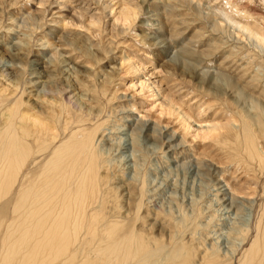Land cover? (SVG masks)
Listing matches in <instances>:
<instances>
[{"label":"rangeland","instance_id":"obj_1","mask_svg":"<svg viewBox=\"0 0 264 264\" xmlns=\"http://www.w3.org/2000/svg\"><path fill=\"white\" fill-rule=\"evenodd\" d=\"M0 69V137L17 111L50 129L17 126L23 162L0 144V264H237L255 241L264 264V0H0Z\"/></svg>","mask_w":264,"mask_h":264},{"label":"bare ground","instance_id":"obj_2","mask_svg":"<svg viewBox=\"0 0 264 264\" xmlns=\"http://www.w3.org/2000/svg\"><path fill=\"white\" fill-rule=\"evenodd\" d=\"M42 1V0H41ZM44 2V1H43ZM57 3H59V2H57ZM126 6V5H125ZM60 7V10H62L61 8H71L70 6H69V1L68 2H66L64 5H61V6H59ZM123 8H125V7H123ZM69 10V9H68ZM126 10H127V8H126ZM128 10H129V8H128ZM127 10V11H128ZM86 11V10H85ZM85 11H80V12H74L73 11V14L71 15V19L68 21L69 23H70V25H73V26H76V27H78V28H83V29H86L87 30V28H86V21H85V19H86V15H88L87 14V11H86V13H85ZM124 11V10H123ZM125 11L126 12V15H125V17H124V14H125V12H124V14H123V17H121L120 16V20H119V22L121 21L122 23H123V25H126V23H127V21L129 20V18H131V16H130V14L128 13V12H130V11ZM133 11H134V9H133ZM56 12V11H55ZM70 12V11H69ZM37 13V12H36ZM136 14V13H135ZM31 15H33V14H31ZM34 15H36V14H34ZM70 15V14H69ZM64 16V15H63ZM67 16V15H66ZM86 16V17H85ZM221 16V15H220ZM224 16H225V19H226V23H230L231 25H234L235 27H237V29L239 28V29H241V30H245L246 31V34H247V36H249V37H255V38H257V39H261V37L263 38V36L260 34H258V33H256V32H254L253 31V29L252 28H250L249 26L247 27V26H243V25H241V24H239V23H237L236 21H234V19L232 20L231 19V16L230 15H228L227 13H224ZM33 17V16H32ZM38 17V16H37ZM68 17V16H67ZM67 17H65V18H67ZM34 18V17H33ZM64 18V17H63ZM69 18V17H68ZM67 18V19H68ZM134 18H136V17H134ZM154 18V17H153ZM60 20H61V17L59 18ZM33 20V19H32ZM87 20V19H86ZM35 21H37V18H36V20ZM34 21V22H35ZM65 21L66 20H63V21H58V23L59 24H63V23H65ZM222 21H224V18L222 19ZM17 22V21H16ZM145 22V21H144ZM116 23H118V22H115V24ZM122 23H120V24H122ZM147 23H148V21H147ZM152 24V23H151ZM87 26H88V24H87ZM151 26V25H150ZM89 29V28H88ZM244 31V32H245ZM243 34H245V33H243ZM161 35V34H160ZM162 36V35H161ZM113 38H114V36H113ZM160 38H162V37H160L159 35H156L154 38H152V42L153 43H156V46H159V47H161L162 49L166 46V43H165V41L163 40V38L162 39H160ZM252 39V38H251ZM155 45V44H154ZM262 45V44H261ZM164 52H166V56L167 57H169V56H171V57H174L175 56V54H176V52H174V51H172L170 48H166V50L164 49L163 50ZM147 58V57H146ZM148 60H149V58H147ZM146 59V60H147ZM175 59H177V58H174L173 59V61H175ZM172 62V61H171ZM176 62H178V61H176ZM175 62V63H176ZM132 68V67H131ZM135 69H139V68H137L136 66H135V68H134V70ZM167 69V68H166ZM1 70V69H0ZM3 70V69H2ZM141 71V70H140ZM139 72V71H138ZM37 74V73H36ZM35 74V76H37ZM152 75H154V73L152 74ZM152 75H151V77H152ZM209 75V73L206 71H203V74H200V77H201V79H202V76H208ZM205 77H203V80L205 79ZM223 77H225V76H223ZM214 80H215V78H214ZM219 80V79H218ZM5 81V80H4ZM217 81V80H216ZM226 83L225 84H227V86H229V85H231V84H228V82H229V80H227V78H225V80H224ZM228 81V82H227ZM157 82V81H156ZM12 83V82H11ZM144 83V82H143ZM159 83H160V81H159ZM155 84V83H154ZM31 86L30 87H34L35 85H32V84H30ZM200 86H201V84H200ZM36 87V86H35ZM155 90H154V89ZM153 90L154 91H156L158 94H157V96H156V98L158 97L159 99H158V101L159 100H162L163 102L164 101H167L168 102V104L170 103V105L172 104V106H173V104L175 103L174 101H172V98H170V99H168V97L167 96H164L163 95V93L161 92V90L162 89H160V87L159 88H157V85H155V86H153ZM164 89V88H163ZM72 91V90H71ZM240 91V90H239ZM156 92H154V93H156ZM241 92V91H240ZM42 93H44V94H46V92L44 91V92H42ZM32 94H35V96H37L38 94H41L39 91H38V89L36 90V91H32ZM238 94V93H237ZM9 95V94H8ZM167 95V94H166ZM170 96V95H169ZM242 96V95H241ZM246 96V95H245ZM172 97V96H171ZM247 98V97H246ZM161 101V103H162V106L164 105V103ZM6 102H13L12 101V99L11 98H7L6 99ZM15 102V101H14ZM13 102V103H14ZM167 102L165 103V104H167ZM256 103V102H255ZM168 104H167V106H168ZM258 104H260V103H258ZM159 105V104H158ZM166 106V105H165ZM176 103H175V109L173 110L174 112H177V110H176ZM169 107V106H168ZM259 107V106H258ZM263 107H264V105H263ZM166 107H164V109H165ZM178 108V107H177ZM260 108H261V106H260ZM42 109H44V107H42ZM172 109H173V107H172ZM172 109H171V111L170 110H168L169 112H173L172 111ZM263 109V108H262ZM5 110V109H4ZM3 110V111H4ZM176 110V111H175ZM258 110V109H257ZM251 111V110H250ZM133 112V111H132ZM168 112V113H169ZM262 112V110H260V113ZM132 114H135V113H130V112H128V116L126 117V120H128V121H126L125 122V125H127L129 128L130 127H132V126H134V124H135V121H136V117L135 116H133ZM176 114V113H175ZM172 115V114H171ZM261 115H263V113L261 114ZM260 115V116H261ZM6 116V120H5V127H6V130L4 131V135H5V137L3 138V137H0V144H4V143H7V147L5 148V149H7V155H9L8 154V152H11V153H14V157H12L15 161H22V159H23V157H24V154H26V156H27V152L28 151H22V149H21V147H22V142L20 141V138L18 137V134H17V132H18V125L20 126V125H24V126H22L23 128H21L20 130H21V132H24L25 131V129H26V131L27 130H30L32 133H30V135L29 136H31V137H33L34 139H35V141L38 139V137L36 136V135H46V133H49L50 132V129L48 128V126L46 125V123H44V121H42V119H41V117H40V115H36V114H29L28 112H26V111H23V112H21V111H17V112H11V113H8L7 115H4V117ZM135 117V118H134ZM183 118H184V120H185V122L186 123H188L189 122V120H190V118H192V117H187L186 115H183ZM255 118V117H254ZM198 122V121H197ZM149 121L148 122H144V124H143V126L144 127H146V129H147V132H149L150 131V129H149V127H150V125H149ZM262 123V122H261ZM190 125V124H189ZM139 126V125H138ZM192 126H193V124H192ZM127 127V128H128ZM166 129V128H165ZM214 129H216V126L214 125V127H212L211 129H210V127H208V129H207V131H210V130H214ZM1 130V129H0ZM199 132V131H198ZM19 133V132H18ZM35 133H37V134H35ZM162 133V132H161ZM0 134H2V131H0ZM118 134V133H117ZM170 135V134H169ZM49 136V135H48ZM52 136V135H51ZM27 137H28V135H27ZM30 137V138H31ZM41 138V137H40ZM54 138V137H53ZM52 137H51V139H53ZM32 139V138H31ZM78 139V138H77ZM167 139V142L168 143H172V142H174V139H173V137H167L166 138ZM49 140H50V138H49ZM27 141V140H26ZM38 141V140H37ZM176 141V140H175ZM28 142V141H27ZM26 142V143H27ZM28 144V143H27ZM83 145V144H82ZM24 146V145H23ZM26 146V145H25ZM81 146V145H80ZM93 146V145H92ZM26 148V147H25ZM77 148H79L78 146H77ZM85 148V147H84ZM86 148L88 149V147L86 146ZM85 148V149H86ZM92 148V147H91ZM95 148V147H94ZM171 148V147H170ZM63 151H64V153L63 154H65L64 156H63V159L62 160H59L56 164H54V168L51 170V172L49 173V176H50V178L51 179H55L56 177H60V178H62L64 175L63 174H65L68 170H70V169H73L74 167H75V164H73L74 162V160H73V155H74V153H76L75 152V150L72 148V146H71V143L70 144H67L66 146H65V148L63 147ZM76 149V148H75ZM175 149V148H174ZM59 150H62V148L61 149H59ZM81 150V149H80ZM84 150V149H83ZM78 151V150H77ZM98 151V150H97ZM58 152V151H57ZM1 154V153H0ZM6 154V153H5ZM4 155V154H3ZM55 155H56V152H55ZM59 155V154H58ZM76 155H77V153H76ZM79 155V154H78ZM84 155V154H83ZM61 156V155H60ZM1 157V156H0ZM78 157V156H77ZM2 158V157H1ZM59 158V157H58ZM91 158V157H90ZM90 158H88V159H90ZM12 159V160H13ZM79 159H80V157H79ZM78 158H77V160H79ZM87 159V160H88ZM97 159V158H96ZM77 160H75L76 162H78ZM86 160V161H87ZM91 160H92V158H91ZM91 160H90V162H91ZM15 161H13V162H15ZM23 162V161H22ZM73 162V163H72ZM84 162V161H83ZM50 164V163H49ZM81 164V163H80ZM16 165V164H15ZM52 165V164H51ZM50 165V166H51ZM76 167H77V165H76ZM89 167V166H88ZM49 168H51V167H49ZM78 168V167H77ZM91 168H92V166H91ZM48 169V168H47ZM86 169H88V168H86ZM49 170V169H48ZM47 170V171H48ZM80 170V169H79ZM72 171V170H71ZM81 171V170H80ZM70 172V171H69ZM73 174V173H72ZM71 174V175H72ZM62 176V177H61ZM91 177V176H90ZM214 177V176H213ZM68 178V177H67ZM70 178V177H69ZM89 178V177H88ZM87 178V179H88ZM58 180V179H57ZM81 180V179H80ZM47 181V180H46ZM49 183V182H48ZM48 183L46 184V185H48ZM67 184V183H66ZM225 184V183H224ZM227 184V183H226ZM45 185V184H44ZM53 185V184H52ZM219 185H220V183H219ZM61 186V185H60ZM227 186H229V184H227ZM49 187V186H48ZM50 188V187H49ZM228 188V187H227ZM244 189V188H243ZM59 190V189H58ZM215 190H217V189H215ZM214 190V191H215ZM230 190V189H229ZM43 191H45L44 189H43ZM52 191V190H51ZM225 191H226V189L224 188V187H219V192L221 193V194H225ZM218 192V191H217ZM41 193V192H40ZM54 193H56V192H54ZM58 193V192H57ZM77 193V192H76ZM42 194V193H41ZM78 194V193H77ZM29 195V194H28ZM45 195V194H44ZM226 195V194H225ZM76 196H78V195H76ZM80 196L81 195H79V199H80ZM66 198V197H65ZM77 198V197H76ZM85 198V197H84ZM226 198V197H225ZM46 199V198H45ZM86 199V198H85ZM77 200H78V198H77ZM228 199H225V201H227ZM27 201H28V198H27ZM231 201V200H230ZM226 203V202H225ZM243 203V202H242ZM25 204H26V202H25ZM30 204H32L31 202H30ZM29 203H28V205H30ZM79 204V203H78ZM223 204V203H222ZM80 205V204H79ZM82 205V204H81ZM80 205V206H81ZM25 206V205H24ZM240 206V205H239ZM27 208V207H26ZM233 208V207H232ZM234 208H236V207H234ZM139 210V209H138ZM68 211V210H67ZM231 211V210H230ZM34 212V214H35V211H33ZM229 213V212H228ZM66 214V213H65ZM67 215V214H66ZM64 217V216H63ZM38 218V217H37ZM65 219V218H64ZM69 219V218H68ZM38 220H40V218H38ZM37 220V221H38ZM67 221V220H66ZM61 222V221H60ZM262 222V221H261ZM40 223V222H39ZM57 223V222H56ZM35 224H37V225H39L38 223H35ZM36 225V226H37ZM41 225V224H40ZM261 225V224H260ZM263 225V224H262ZM58 227V226H57ZM260 227V226H259ZM36 228V227H35ZM39 227H37L36 229H38ZM256 229H258V227L256 228ZM259 230H261V229H259ZM260 231H258V233H259ZM264 232V231H263ZM261 234H259V236H260ZM255 237V236H254ZM256 237H258V236H256ZM259 238V237H258ZM136 241V240H135ZM135 241H133V242H135ZM251 242V241H250ZM255 243H256V241L254 242V244H252L251 245V247L249 248V250H248V248H246L245 249V247H244V249H245V255L244 256H240V259H238L237 260V264H252L253 263V261L255 260V253L256 254H258L257 252H256V250L254 251V246H255ZM141 244V243H140ZM262 244V243H261ZM264 244V243H263ZM244 245V244H243ZM259 245V244H258ZM136 246V245H135ZM142 246V245H141ZM249 246V245H248ZM138 247V246H137ZM258 247V246H257ZM261 248V247H260ZM243 249V248H242ZM264 251V250H263ZM240 252V251H239ZM255 252V253H254ZM261 252V251H260ZM242 253V252H241ZM241 255V254H240ZM212 256H215L214 254L212 255ZM238 256H239V253H238ZM238 256H237V258H238ZM259 256H261V255H259ZM227 258V257H226ZM235 260H236V258H234ZM227 260H228V258H227ZM258 261V260H257ZM126 262V261H125ZM128 262H129V260H128ZM260 262V261H259ZM229 263H231V262H229ZM228 263V264H229ZM234 263V262H233ZM256 263V262H255ZM222 264V263H221ZM258 264V263H257ZM261 264V263H260Z\"/></svg>","mask_w":264,"mask_h":264}]
</instances>
